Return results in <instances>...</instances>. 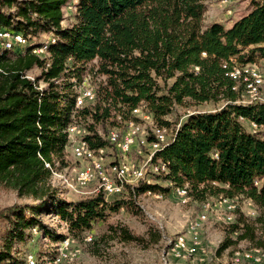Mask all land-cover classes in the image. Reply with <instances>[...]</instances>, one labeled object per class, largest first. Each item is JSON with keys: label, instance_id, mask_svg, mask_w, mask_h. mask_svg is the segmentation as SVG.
I'll return each mask as SVG.
<instances>
[{"label": "trees", "instance_id": "16d2710c", "mask_svg": "<svg viewBox=\"0 0 264 264\" xmlns=\"http://www.w3.org/2000/svg\"><path fill=\"white\" fill-rule=\"evenodd\" d=\"M206 1L77 0L74 23L63 28L62 8L68 0H0V32L24 41L35 32L55 36L43 59L31 54L32 47H0V187L36 202L0 209V220L9 223L0 264L11 259L12 244L23 241L27 230L55 237L39 219L42 214L55 215L70 232H81L90 230L106 208L115 211L124 203L108 205L102 192L66 202L48 184L55 160L72 143L73 118L93 122L86 127L88 132L81 128L85 134L80 144L91 151L107 150V138L100 136L95 123L104 130L112 113L124 120L144 104L149 118L164 128L173 107L187 101L223 105L189 115L150 160V167L165 164L166 172L151 176H163L175 190L185 188L198 202L207 196L249 199L256 216L237 210L217 253L239 242L264 253V138L255 134L264 131V103H242L247 82L244 74L232 76L236 68L229 63L232 58L238 64L264 58V0H250L247 13L229 29L219 23L203 25ZM4 9L15 11L6 14ZM251 47L249 55H241ZM244 58L251 59L241 63ZM94 61L96 74L105 77V83L92 104L74 110L73 89ZM246 66L241 65V72ZM34 68L40 70L39 77L27 79ZM64 78L65 83L60 81ZM39 82L45 87L39 88ZM242 120L249 121L253 133ZM156 137H149L148 145L159 141ZM140 186L135 196L162 190L158 185ZM122 236L131 238L126 230Z\"/></svg>", "mask_w": 264, "mask_h": 264}, {"label": "rangeland", "instance_id": "374dc122", "mask_svg": "<svg viewBox=\"0 0 264 264\" xmlns=\"http://www.w3.org/2000/svg\"><path fill=\"white\" fill-rule=\"evenodd\" d=\"M76 3L77 0H68L62 8L64 20L61 27L67 28L74 23ZM249 5L250 0H207L203 25L208 26L215 21L223 23L234 21L248 11ZM3 11L6 14H12L15 10L4 9ZM3 33L0 32V41H2L0 47L6 49L7 43L22 48L32 47L31 54L42 59L48 57L46 46L55 40V36L51 33L35 32L27 35L23 44H18L14 38L5 37ZM251 49L253 48L243 51L241 55H249ZM247 59L251 58H244L240 62L245 63L248 61ZM253 60L255 62L252 64L258 66L257 70L264 72V58L261 60L255 56ZM96 65V61L88 64L87 72L83 75L81 83L73 89V93L77 96L76 106L82 101V94L86 97H94L95 94L97 97L96 92L99 86L105 83V77L96 74ZM250 71L248 65L243 68L242 72L239 71V75L236 77L243 75V72ZM39 75L40 70L34 68L27 73L26 78L34 80ZM247 78L245 76V80ZM60 81L65 83L66 79ZM38 85L39 88L45 87L43 82H39ZM160 85L165 90L161 82ZM239 88H241L242 94V86ZM246 96L247 99L242 102L243 104H248L251 100L247 94ZM257 97L264 100V87H260ZM257 102L264 103V101ZM222 105L223 103L195 105L187 101L184 106H174L172 112L166 117V121L170 123L169 126L160 128L152 117L148 119L147 115L150 113L146 110L145 105L141 104L137 108L138 112H131L129 118L123 120L121 114L112 113L104 130L101 125L96 123L94 128L101 136L108 132L107 136L115 132L121 135L119 137H124L127 133L132 135L133 141L137 142L132 145L131 158L133 162L129 164V167L136 173L140 172V164L145 162L153 152L151 147L153 143L150 145L147 143L149 137L161 136V138H166L164 145L169 144L175 131L189 115L197 112H212L220 109ZM122 109L125 110V108ZM74 110H76L75 104ZM91 123L93 122L88 118H73L71 125L77 127L75 136H83L85 131L82 129L88 132L86 127ZM241 123L247 131L253 133L249 121L242 120ZM66 129L64 133L68 140ZM69 133L72 141L71 128H69ZM255 134L264 138V131H258ZM158 143L161 145V140ZM107 151L105 157L104 150L97 154L106 171L110 167L111 148L108 147ZM115 154H117L115 162L120 160L126 166V155L119 151H115ZM55 161V167L51 171L48 184L55 190L57 198L66 202H74L99 191L98 187L102 183L99 178H94L86 187H77V174L90 167V163L79 164L80 159L72 154V149L70 151L69 147H65L61 158ZM150 169L152 171L149 184L161 187L160 192L155 194L146 192L135 196L137 187H132L129 192L133 193L127 191V194L121 193L120 197L106 196L108 205L114 201H124V203L115 211L106 208L102 216L92 222L90 230L81 232H70L68 225L55 215L42 214L39 219L55 237L48 238L37 230H27V236L23 241H15L12 244L11 259L3 264H29V257L33 258L35 264H264V253L257 252L247 242H239L221 253H217L220 244L227 237V227L235 220L237 210L250 218L256 216L254 205L249 199L229 200L233 206L232 209L227 208V205L223 203L225 199L222 197L207 196L205 202H198L189 197L188 193L178 195L177 189L175 190L167 181H164L163 176H151V173L157 172L156 167H150ZM111 178L116 182L115 177L111 176ZM145 182L148 183L135 179L126 185H136L137 183L138 187L140 184L149 185ZM34 204L36 202L33 198L20 197L16 191L0 187V209L11 205L23 207ZM201 212L206 213L207 219L199 232V244L195 246L192 243L189 227ZM25 215L29 217V214ZM228 216L231 217L230 220L227 219ZM8 224V222L0 220V251L4 237L8 232ZM124 230L128 231L131 237L128 240L122 236ZM57 236L60 238L56 239ZM180 238H182V248L179 249L180 257H176V252H172L171 247ZM231 238L234 239L235 235ZM66 240H69L67 246L63 244ZM247 254L250 255V258H245Z\"/></svg>", "mask_w": 264, "mask_h": 264}, {"label": "bare ground", "instance_id": "6f19581e", "mask_svg": "<svg viewBox=\"0 0 264 264\" xmlns=\"http://www.w3.org/2000/svg\"><path fill=\"white\" fill-rule=\"evenodd\" d=\"M3 35L5 37L14 38V40L18 44H23L25 42L24 39H22L19 35H16L14 37L13 35L5 33V32L3 33ZM12 48H13V45H11V43L6 44V49H12ZM238 75H239V71L237 69H235L232 76L236 77ZM246 82H247V85H246V93L245 94H247L248 97L251 98V100L258 98L257 97L258 90L260 89V87H264V75H260V71L257 69H251V71L249 72V77L247 78ZM250 103H252V102H250ZM250 103H248V104H250ZM137 112H138V109H135V110H133L132 113H137ZM109 137H110V141H115V149L117 151H119L120 153H122L123 155H126L127 137H130V140H134L132 135L129 133H127L126 136H124V137H119L118 133L115 132L113 134H110ZM82 146L85 147L86 151H88V153L91 154L93 159L96 160V163H98V165H99V169H101V171H103V175H99L98 177H95V178H99L100 181L102 182L101 185H99L98 190H100L101 187L108 186V180L110 181L111 185H118V182H120V174L115 173L114 169H111L110 167H108V169H107L108 172L106 171L105 166H104L101 158H99L100 156H97L98 153H101V150L91 151L87 148V146H85V145H82ZM151 147L153 149L152 153H155V152L159 151V149L161 148V145L157 141V142H154ZM72 154L77 159H80V153L79 152H75L72 149ZM117 165H119V168H126V166L123 163H121L120 161L118 162ZM156 169H157V172L158 171L166 172L167 167L165 164H160V165L156 166ZM85 172H91V163H90V167H88L87 169L81 170L76 176V185L79 188L86 187L93 180L92 179V180H88L87 182H79V177H85ZM129 174H132V175L127 177L130 179H126V184L131 183L132 181H135V179H140V173L139 172L135 173V170L130 168V167H129ZM111 176L116 178L115 179L116 182L111 178ZM129 180H132V181H129ZM176 193L178 195H185L186 194L185 190H183V189H178ZM229 202L230 201L228 199L223 200V203L227 205V208L232 209L233 206ZM230 218H231L230 216L227 217V219H229V220H230ZM206 219H207L206 213L201 212L200 214H198V216L196 217V219L193 222L191 221L192 223L189 227V233H190L191 238H192V243L195 246H197L199 244V232H200V229H201L203 223L206 221ZM68 241L67 240L64 241L63 244L66 245L68 243ZM180 247L182 248V238H180L177 242L172 244V247H171V251L176 252V254H175L176 257H180V255H179V253L181 252V251L179 252ZM256 251L259 252L258 250H256ZM59 258H61V257H59ZM245 258H250V255L247 254L245 256ZM28 263L29 264H35L32 257L28 258Z\"/></svg>", "mask_w": 264, "mask_h": 264}, {"label": "built area", "instance_id": "2783aa9c", "mask_svg": "<svg viewBox=\"0 0 264 264\" xmlns=\"http://www.w3.org/2000/svg\"><path fill=\"white\" fill-rule=\"evenodd\" d=\"M263 60V58L261 59ZM260 60V61H261ZM230 67L238 69V71H241V64H238L234 58L229 60ZM249 69H258V66L256 64H248ZM244 75L246 77H249V72H244ZM260 75H264V72H260ZM95 100V97H86L82 94V101L79 102V105L76 106V109H80V104H92ZM257 101H264L260 98L252 99L250 102H257ZM146 116V115H145ZM148 119H149V115ZM252 126H258L256 123L252 122ZM132 123V128H133ZM77 127L75 125H71V135H72V143L68 146L69 148L73 149L75 152L80 153V161L79 164L83 165V163H91V172H85V177H79V182H87L88 180H92L95 177H98L99 175H103V171L99 169L98 163H96V160L93 159L91 154L86 151L85 147L80 144V136H75V129ZM101 136V135H100ZM126 136V134H125ZM102 138H107V142L109 147L111 148V157H110V168L114 169L115 173L120 174V182H118V185H111L110 181L108 180V186L101 187V189L98 191V193L102 192L106 196H113V197H120V193H127V191L132 190V187H138V183L136 185H126V178L132 174H129V164L132 163L131 158V150L132 145L135 144L137 141L130 140V137H127V145H126V168H119V165L115 164V141H110V137L107 135H102ZM166 138H161V136H158L155 138V140H161V148L159 151L162 150V146L164 145V141ZM153 142V141H152ZM108 148V147H107ZM158 151V152H159ZM105 155L107 154V150H104ZM155 153H150L148 159L140 164V181H147L148 183L151 182L150 180V172L152 171L150 169V160H152ZM185 188H183L184 190ZM96 193V195L98 194ZM68 243L65 245L67 246Z\"/></svg>", "mask_w": 264, "mask_h": 264}, {"label": "crops", "instance_id": "0c3cea01", "mask_svg": "<svg viewBox=\"0 0 264 264\" xmlns=\"http://www.w3.org/2000/svg\"><path fill=\"white\" fill-rule=\"evenodd\" d=\"M247 13V12H246ZM245 13V14H246ZM237 20V19H236ZM236 20H234V21H229L228 23H223V22H221V21H215V22H213V23H219V24H222L226 29H229L232 25H233V23L236 21ZM203 23H205V21H203ZM212 24V23H211Z\"/></svg>", "mask_w": 264, "mask_h": 264}]
</instances>
